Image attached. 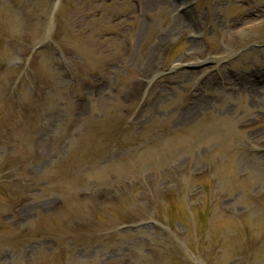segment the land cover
I'll return each instance as SVG.
<instances>
[{
	"label": "rangeland",
	"instance_id": "374dc122",
	"mask_svg": "<svg viewBox=\"0 0 264 264\" xmlns=\"http://www.w3.org/2000/svg\"><path fill=\"white\" fill-rule=\"evenodd\" d=\"M0 264H264V0H0Z\"/></svg>",
	"mask_w": 264,
	"mask_h": 264
}]
</instances>
